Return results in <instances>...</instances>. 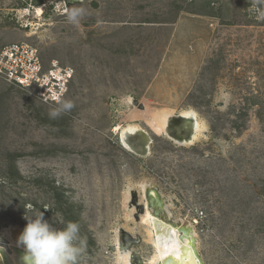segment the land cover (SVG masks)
Wrapping results in <instances>:
<instances>
[{
  "label": "rangeland",
  "instance_id": "374dc122",
  "mask_svg": "<svg viewBox=\"0 0 264 264\" xmlns=\"http://www.w3.org/2000/svg\"><path fill=\"white\" fill-rule=\"evenodd\" d=\"M20 3L0 0V45L27 38L72 66L62 100L74 107L51 119L59 102L0 79V244L43 212L79 223V264H117L125 229L148 264L147 180L193 224L205 264H264V0H84L79 24L66 15L31 37ZM160 108L194 110L199 139L156 134L145 120ZM130 122L149 132L148 154L121 142Z\"/></svg>",
  "mask_w": 264,
  "mask_h": 264
},
{
  "label": "bare ground",
  "instance_id": "6f19581e",
  "mask_svg": "<svg viewBox=\"0 0 264 264\" xmlns=\"http://www.w3.org/2000/svg\"><path fill=\"white\" fill-rule=\"evenodd\" d=\"M178 114L184 117H194L196 120V114L192 109L187 108L178 113H174L171 109L160 108L150 111L145 123L158 135H169L174 138V140L177 139L180 142L193 143L195 140L199 139L201 135L202 124L196 121L194 131H192L193 129H191L190 122L182 119L179 120ZM117 130H119L121 142L129 150H134L142 155L149 153L151 142H145L143 132L146 130L138 123L130 122L124 127L118 126ZM129 133H135L131 136L132 139H134L133 141H137V145H134L130 141ZM144 144L146 145V148L144 147ZM139 187L142 193V204L144 205V210L140 214V221L145 226L146 239L154 248L153 252L147 259L148 264H165L164 260L166 257H173L175 261H179L183 255L184 260L177 264H199L198 259L196 258L197 254L203 261V264H205L204 258L199 250V240L193 224L187 221L186 218L176 217L174 213H172L168 206L169 199L163 194L156 183L144 180L140 182ZM157 195H161L162 205L158 206L155 201L150 205L149 198L152 197L155 199ZM158 212H160V216L157 215ZM129 214H132V212L130 211ZM156 219L161 221L159 229H157L155 225ZM16 227L21 229L17 231V236H20L24 230L23 227L18 225H8L4 227V234L9 241L8 246L5 247H7L10 252L13 264H18L13 246H20L18 244L19 237H14L12 234L13 229ZM122 235L118 237L115 236L117 264H144L145 260L138 251L132 246L124 245Z\"/></svg>",
  "mask_w": 264,
  "mask_h": 264
},
{
  "label": "built area",
  "instance_id": "2783aa9c",
  "mask_svg": "<svg viewBox=\"0 0 264 264\" xmlns=\"http://www.w3.org/2000/svg\"><path fill=\"white\" fill-rule=\"evenodd\" d=\"M20 1V5L13 9V19L25 31V37L37 34L34 32H38L42 25L65 17L73 4L70 0ZM42 51L27 38L1 44L0 79L31 90L44 102L58 103L68 91L74 69L56 57L44 59Z\"/></svg>",
  "mask_w": 264,
  "mask_h": 264
},
{
  "label": "clouds",
  "instance_id": "9594fccd",
  "mask_svg": "<svg viewBox=\"0 0 264 264\" xmlns=\"http://www.w3.org/2000/svg\"><path fill=\"white\" fill-rule=\"evenodd\" d=\"M83 4L84 0H77L67 9L70 23L79 24L87 14ZM73 107L72 101L62 100L49 111V117L56 119L62 113L70 112ZM25 219L27 224L18 239V244L25 251V264H79V258L87 246V238L81 236L78 222L68 221L63 227H57L45 219L43 212L26 215Z\"/></svg>",
  "mask_w": 264,
  "mask_h": 264
},
{
  "label": "water",
  "instance_id": "95a60500",
  "mask_svg": "<svg viewBox=\"0 0 264 264\" xmlns=\"http://www.w3.org/2000/svg\"><path fill=\"white\" fill-rule=\"evenodd\" d=\"M71 2H75L77 0H70ZM178 118L179 120L182 119V120H185L187 122H190L191 124V129H193L192 131H194V128H195V123H196V120L194 117H184L180 114H178ZM130 135V141L134 144V145H137V141H133L134 139H132V136L131 135H134L135 133H129ZM144 136H145V142H151L152 138L149 134L148 131H144L143 132ZM143 142V143H145ZM144 147L146 148V145L144 144ZM143 149V148H142ZM150 199V205L153 204V202H157V205L160 206L162 205V198H161V195H157V197H155V199H153L152 197L149 198ZM141 210L143 211L144 210V205L141 204ZM160 216V212H158V214ZM160 220L159 219H156L155 221V225H156V228L159 229V226H160ZM21 229L19 228H14L13 229V235L14 237H19L17 236V231H19ZM122 239H123V242H124V245H129L131 246V243L135 240V237L133 235H131V233H129V231H124L123 235H122ZM13 250L16 254V260L18 262V264H25V261H24V255H25V251H24V248L21 247V246H13ZM196 258L198 259V262L199 264H203V261L201 260V258L198 256V254L196 255ZM184 260V255L179 259V261H175L173 257H166L164 262L165 264H177L179 263L180 261H183ZM0 264H13L12 262V259L10 257V252L8 250L7 247L5 246H2L0 245Z\"/></svg>",
  "mask_w": 264,
  "mask_h": 264
}]
</instances>
